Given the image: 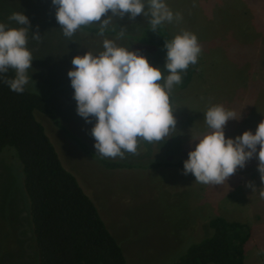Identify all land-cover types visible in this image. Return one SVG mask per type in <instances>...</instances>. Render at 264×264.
<instances>
[{
  "label": "rangeland",
  "instance_id": "374dc122",
  "mask_svg": "<svg viewBox=\"0 0 264 264\" xmlns=\"http://www.w3.org/2000/svg\"><path fill=\"white\" fill-rule=\"evenodd\" d=\"M165 2L174 14H181V19L163 25L172 37L182 30L195 34L200 54L188 86L179 89L176 85L170 95L175 130L159 142L139 140L136 153H125L123 158L95 154L92 123H85L77 115L66 75L73 67V56L87 50L99 52L102 39L115 40L116 35L101 37L78 29L72 37H65L55 20L51 0H0V22L15 27L8 21L12 12H22L28 18L26 47L33 58L28 87L47 98L71 136L49 117H37L63 166L95 202L129 264H174L189 245L210 234L206 226L216 216L246 223L251 238L245 245L244 264H264V199L259 196L262 184L255 156L221 185L195 182L190 173L184 175L175 167H144L161 158L174 162L192 150L193 140L207 131L203 113L213 104L234 110L237 115L241 112L238 120L226 122V138L246 130L254 133L264 119V0ZM144 24L147 18L138 15L130 20L126 14L120 19L113 17L110 25L133 30L135 25ZM33 32L40 35L39 40L32 39ZM115 42L138 50L151 66L163 71L165 53L128 37ZM165 74L162 72V77ZM74 138L86 144L93 155ZM15 154L8 147L0 153V264H35L19 188L24 172ZM101 158L135 163L137 167L106 168Z\"/></svg>",
  "mask_w": 264,
  "mask_h": 264
},
{
  "label": "clouds",
  "instance_id": "9594fccd",
  "mask_svg": "<svg viewBox=\"0 0 264 264\" xmlns=\"http://www.w3.org/2000/svg\"><path fill=\"white\" fill-rule=\"evenodd\" d=\"M51 5L61 33L67 38L80 27L93 23L97 25V35L103 37L113 17L120 19L126 14L130 20L138 15L147 18L153 31L164 23L181 19V14H174L165 0H51ZM8 21L16 26L0 22V81L19 94L32 81L28 70L33 58L26 47L29 20L22 12H12ZM125 30L119 28L115 40L123 37ZM31 37L40 39L37 32L31 33ZM115 40L102 39L101 51L87 50L83 55L73 56L70 61L73 67L66 75L77 115L85 123H92L90 135L95 154L123 158L125 153H136L139 140L159 142L171 129L175 130L170 95L174 86L180 84L181 73L197 62L200 46L195 34L180 31L164 42L162 71L151 66L138 50H129ZM10 69L14 75L7 78L5 74ZM162 72L166 73L163 77ZM240 113L237 115L220 104L206 109L203 121L207 131L193 140L195 145L182 162V174L190 173L198 183L221 185L255 156L262 184L259 196L264 199V119L254 133L246 130L234 138H226L223 131L226 122L238 120Z\"/></svg>",
  "mask_w": 264,
  "mask_h": 264
},
{
  "label": "trees",
  "instance_id": "16d2710c",
  "mask_svg": "<svg viewBox=\"0 0 264 264\" xmlns=\"http://www.w3.org/2000/svg\"><path fill=\"white\" fill-rule=\"evenodd\" d=\"M135 27L137 30L133 31ZM135 27L133 30L125 28L123 37L165 53L164 42L170 41L172 35L164 25L155 31L148 23ZM116 29L109 25L104 35H116L119 31ZM79 30L95 36L98 32L97 25L90 24ZM195 64H189L181 73L179 89L190 83ZM13 75L11 69L5 74L7 78ZM28 86L18 94L0 81V153L7 147L14 149L22 165L24 174L19 188L31 231L35 264H129L95 202L84 192L74 174L63 166L38 114L49 117L58 128L71 135L47 98ZM74 140L93 155L86 144ZM185 159L187 154L174 162L161 158L144 167H175L182 171ZM100 160L106 168L137 167L126 161ZM206 227L210 234L200 236V241L189 245L174 264H244L245 245L251 238V229L246 223L216 216Z\"/></svg>",
  "mask_w": 264,
  "mask_h": 264
}]
</instances>
